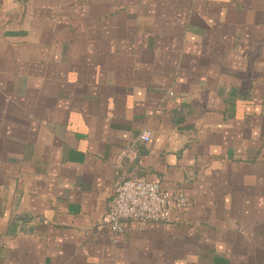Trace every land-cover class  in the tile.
Listing matches in <instances>:
<instances>
[{
	"label": "crops",
	"instance_id": "1",
	"mask_svg": "<svg viewBox=\"0 0 264 264\" xmlns=\"http://www.w3.org/2000/svg\"><path fill=\"white\" fill-rule=\"evenodd\" d=\"M0 264H264V0H0Z\"/></svg>",
	"mask_w": 264,
	"mask_h": 264
},
{
	"label": "built area",
	"instance_id": "2",
	"mask_svg": "<svg viewBox=\"0 0 264 264\" xmlns=\"http://www.w3.org/2000/svg\"><path fill=\"white\" fill-rule=\"evenodd\" d=\"M140 138L147 142L149 134L144 133ZM184 206L183 196L171 198L157 183L143 179H124L116 183L108 210L100 223L111 233L119 234L124 223L129 221L168 222L171 209H182Z\"/></svg>",
	"mask_w": 264,
	"mask_h": 264
}]
</instances>
